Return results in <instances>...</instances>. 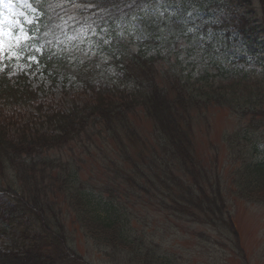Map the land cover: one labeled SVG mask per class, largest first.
Wrapping results in <instances>:
<instances>
[{
	"label": "trees",
	"instance_id": "trees-1",
	"mask_svg": "<svg viewBox=\"0 0 264 264\" xmlns=\"http://www.w3.org/2000/svg\"><path fill=\"white\" fill-rule=\"evenodd\" d=\"M78 1L87 8L79 12L94 13L95 7L96 18L108 28L102 32L96 58L84 60L83 51L70 58L58 47L51 52L42 44L41 32L28 41L27 52L46 73L73 75L92 90L91 99L67 110L41 103L34 108V91L26 85L13 87L0 75V91L6 101L11 106H30L41 119L38 126L32 112L24 119L14 113L0 115V221L8 223L0 227V235L14 224L21 232L19 244L12 242L0 249V264H92L64 233L63 220L54 210L58 203L51 199L57 193L68 206L71 222L90 244L111 259L121 258L128 264H181L171 254L170 243L164 244L160 237L162 230H171L166 228L171 221L204 227L211 224L238 235L224 192L264 204V120L257 118L264 117L260 111L264 109V73L257 84L247 83L245 69L235 72L237 76L229 82L213 80L228 76L224 67L232 70L244 60L238 52L227 51L235 43L230 39L232 31L246 36L258 27L245 14L238 19L240 26L231 20L223 27L208 24L214 43L222 45L215 50L208 46L210 61L197 67L198 73H187L184 67L192 63L177 60L157 78L155 53L147 40H135L131 23L140 16L152 19L147 9L160 0ZM163 1L190 6L188 0ZM191 3L193 6L195 1ZM37 6L43 11L40 22L48 30L51 19L47 15L52 18L53 14L45 11L43 4ZM186 32L182 29L175 36L182 39ZM219 33L225 34V40ZM162 36L156 32L150 41ZM186 39L191 40L189 36ZM181 65L182 70L178 69ZM211 67L214 73L209 71ZM109 69H118L126 80H116L118 76L104 80ZM241 71L245 73L239 75ZM97 83L100 88L94 89ZM209 105L228 109L240 121L224 134L223 142L231 152L225 172L218 146L210 143L202 147L208 160L200 161L194 133L184 129L195 116L200 117L196 112L203 114ZM255 111L260 112L254 115ZM143 120L153 123L152 135L141 140L139 134L136 139L137 121ZM89 141L93 145H88ZM98 144V150L92 154L90 150L89 155L87 148ZM128 145L139 152L132 153ZM78 151L87 156L81 157ZM103 153L100 158L106 164L102 174L85 180L82 171L89 162L100 160L94 154ZM143 210L148 214H139ZM25 223L26 229H21ZM138 224L146 229L140 231ZM199 233L200 240L207 239L205 233Z\"/></svg>",
	"mask_w": 264,
	"mask_h": 264
},
{
	"label": "rangeland",
	"instance_id": "rangeland-1",
	"mask_svg": "<svg viewBox=\"0 0 264 264\" xmlns=\"http://www.w3.org/2000/svg\"><path fill=\"white\" fill-rule=\"evenodd\" d=\"M195 4L188 0V5H184L182 2H171L163 4V10L151 8L154 11L153 19L155 22L160 23V15H163V22L169 24L172 31L163 38L161 45H165L170 41V47L175 52H183L185 50V39L183 41H177V37L173 36L176 31L188 27V33L191 29L194 31L196 29H201L203 33L205 32V26L209 19H213V22H221L224 19L228 20V24L233 21L240 26L238 19L243 15L249 16L250 22L253 23L254 27H258L256 32L252 34L250 40L244 45L246 51L255 52L258 59L248 60V66L254 70L252 78L247 83L260 82L262 75L257 76V69L264 72V3L263 0H194ZM223 1H225L224 4ZM58 3V8L60 10H73L77 8L76 0H51L50 4L55 6ZM214 5H212V4ZM205 5V6H204ZM205 14L204 15V12ZM12 13H16L15 16L9 14V10L3 5H0V21H4L3 27L7 28L8 22L13 19H19L24 25L26 22L25 17L34 21L36 19L35 9L29 4V0H12ZM207 12V13H206ZM19 13H23L20 16ZM86 14H91L87 12ZM205 17V18H204ZM188 19L191 20L190 24L187 25ZM231 20V21H230ZM248 22V23H250ZM95 21L92 15L78 16L69 15L57 29L56 36L54 39L62 40L66 44L65 53L70 55L71 58L79 57L78 48L82 47L85 50L92 48L97 45V31L94 29ZM138 29H142L146 26L140 24V22H132ZM180 25L182 29L176 26ZM147 27V26H146ZM149 27V25H148ZM145 29V28H144ZM150 29V28H149ZM149 29H145V36ZM222 29V28H221ZM12 31L15 33L18 29L13 28ZM144 32L139 31L136 33L137 37L143 35ZM223 33V31H221ZM219 33L221 36L225 34ZM233 33V31H232ZM210 34V31H209ZM256 36H255V35ZM253 36L254 39H253ZM99 37V35H98ZM241 39V36L237 38ZM257 37V38H256ZM176 39V40H175ZM187 43V42H186ZM242 43V41H241ZM240 43V44H241ZM14 46L10 50H6L4 53L13 57L16 48ZM3 53V55H4ZM185 53V52H184ZM2 55V56H3ZM0 56V71L4 69V62ZM21 56V55H20ZM174 61V59H172ZM255 62L258 63L256 66ZM163 65V64H160ZM118 70V69H117ZM111 71L114 75H107L104 79L106 81H111L116 78L115 73L118 71ZM13 83H17L18 86L29 85L30 89L34 91V101L35 104H43L46 107H51L53 109H64L67 110L72 108L73 105L83 104L85 101L91 99L92 90H89L84 84L78 83L75 77L68 75L64 77L63 75L56 78H52L49 73L44 71L43 67H31L23 57L16 58V67L11 72ZM20 77H24L21 79ZM116 80H126V78L121 77ZM23 81H25L23 83ZM27 81V82H26ZM105 84V83H101ZM100 85L97 83L94 89H99ZM105 90V89H103ZM3 92L0 91V115L3 116L4 113H9L17 116L18 118L24 119V117H29L30 112L34 114V121H37L38 125L41 123V119L37 116L35 109L30 106L19 107L17 105L11 106L9 102L6 101ZM262 105V104H261ZM263 106V105H262ZM13 111V112H12ZM264 112V109L260 110ZM260 111L254 113H259ZM3 112V113H2ZM30 113V114H29ZM196 115L200 117L195 118L186 129L188 132L194 133L195 136V146L197 147L196 156H201L200 161L208 160L206 154H202L204 151L202 149L209 147L210 143H214L218 146L219 151L223 154L219 155V160L221 164V169L225 172L228 170L227 159H229L230 151L223 142V134L229 128H235L240 122L239 117L236 114L231 113L226 108H215L209 105L208 109H205L203 114L196 112ZM258 120H264V117L257 116ZM139 126L138 136L141 134V140L148 139L152 135L153 123L149 121H137ZM136 124V125H137ZM263 131V130H262ZM130 135V132L127 135ZM125 138V137H124ZM264 139V137H262ZM88 145H93L92 141H89ZM100 147L91 146L87 148V152L90 155L92 152L95 153ZM129 150L132 153H138L139 151L128 145ZM85 150V148H84ZM81 151L77 154L80 155ZM212 152V151H208ZM95 155L94 158H100L101 155ZM81 157H86V153L80 155ZM104 158V157H103ZM64 159H66L64 157ZM94 162V163H93ZM205 162V161H204ZM91 163H93L91 165ZM106 164L104 159L100 158L99 161L89 162L88 166L84 168L83 178L87 181L91 180L94 176L101 175L103 172V167ZM206 165V162L203 164ZM102 169V171H101ZM94 182V181H93ZM93 184V183H92ZM228 200V208L232 212L235 221L238 225L240 231V237L238 240L235 238V243L232 240V235L224 228L219 229L218 227H213L209 225L207 227L201 226L198 223H188L185 221H171L167 229L168 231L162 230L160 232L164 244L170 243L168 246L174 254L175 260L181 264H264V206L260 204H254L253 202H248L245 199L239 198V196L232 194L228 190L224 192ZM242 197V196H241ZM52 200L56 201L58 204L54 205L55 212L58 213L59 218L63 220L65 227V235L69 234V238L74 242L75 248L85 256V258L92 264H128L121 258L111 259L105 255V253L96 249L94 243L90 244V241L84 237L83 233L79 231L76 225L71 222V217L68 214V206L64 202L62 194L57 193L51 197ZM62 211V213L59 212ZM63 214V215H62ZM139 214L145 216L148 214L147 210H143ZM151 220V219H150ZM0 227L8 224L7 222L0 221ZM7 226V225H6ZM27 224L25 223L21 229H26ZM19 227V226H18ZM18 227L8 226L3 236H0V248L4 246H9L12 242L20 243L21 232ZM171 227V228H170ZM140 231L145 230V226H139ZM162 228V227H161ZM34 229L30 227L29 230ZM151 233L153 227L150 226ZM32 232V231H31ZM38 232V231H37ZM205 233L207 236L206 240H200L201 233ZM33 233V232H32ZM142 233V232H141ZM60 234V232H58ZM148 235V233H147ZM230 239V241H228ZM73 245V246H74ZM57 253H60V249L55 247H50Z\"/></svg>",
	"mask_w": 264,
	"mask_h": 264
},
{
	"label": "snow or ice",
	"instance_id": "snow-or-ice-1",
	"mask_svg": "<svg viewBox=\"0 0 264 264\" xmlns=\"http://www.w3.org/2000/svg\"><path fill=\"white\" fill-rule=\"evenodd\" d=\"M0 5H3L6 9L9 10V14L15 16L16 13H12V0H0ZM20 16H23V13H19ZM25 20L28 24H31L33 21L25 17ZM4 21H0V56L6 50L12 49L14 46L21 47L23 42L30 39L27 30L24 28V25L20 22L19 19H13L8 22L7 28L3 27ZM18 29L15 33L12 29ZM22 50V47H21Z\"/></svg>",
	"mask_w": 264,
	"mask_h": 264
}]
</instances>
